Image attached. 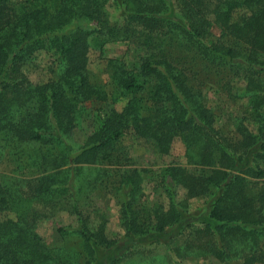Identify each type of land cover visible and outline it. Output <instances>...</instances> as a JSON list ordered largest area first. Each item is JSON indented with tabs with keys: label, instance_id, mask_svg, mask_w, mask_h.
Returning a JSON list of instances; mask_svg holds the SVG:
<instances>
[{
	"label": "trees",
	"instance_id": "trees-1",
	"mask_svg": "<svg viewBox=\"0 0 264 264\" xmlns=\"http://www.w3.org/2000/svg\"><path fill=\"white\" fill-rule=\"evenodd\" d=\"M108 1L124 6L121 27L109 23ZM113 40L132 41L145 55L136 69L110 62V97L89 81L86 66L92 46ZM174 48L218 74L245 80L248 103L243 116L232 119L233 136L215 126L201 91L172 57ZM38 51L52 54L55 79L35 85L24 68ZM120 97L127 99L120 111H94L97 127L83 145L74 149L64 141L83 104L113 105ZM246 121L255 124L254 131ZM130 131L162 154L175 139L185 147L186 166L163 170L166 207H137L139 171L122 169L113 184L112 171L103 167H119V142ZM259 161L264 162V0H0V167L14 165L8 182L0 174V212L16 214L15 220L0 221V264H78L76 255L51 250L34 230L36 221L59 211L78 219L84 264L97 248L117 246L125 249L110 264L128 263L135 239L165 234L181 222L188 200L205 196H212L211 223L190 230L187 239L153 242L180 257L199 252L223 262L262 264ZM102 185L122 195L119 242L106 237L107 219H97L91 201ZM176 187L185 191L183 199L176 200Z\"/></svg>",
	"mask_w": 264,
	"mask_h": 264
},
{
	"label": "rangeland",
	"instance_id": "rangeland-1",
	"mask_svg": "<svg viewBox=\"0 0 264 264\" xmlns=\"http://www.w3.org/2000/svg\"><path fill=\"white\" fill-rule=\"evenodd\" d=\"M104 11L110 24L116 27L122 26L125 16V9L122 4L108 1L104 6ZM214 32L216 33V31ZM171 54L184 69L188 83L201 91L204 104L214 114L215 126L228 136H233L232 119L242 117L248 103L247 98L243 97L245 80L241 77L227 78L220 73L218 74L193 54L182 49L174 48ZM144 55L145 51L133 44L132 41L127 40H113L100 47L92 46L87 53L86 73L89 81L93 85L103 88L111 97L114 93L109 82L110 62L119 61L129 69H136ZM53 59L52 54L46 51L35 53L34 60L24 68L25 74L32 84H44L51 79H55ZM126 101L127 99L120 97L113 105L97 100L83 104L81 117L75 129L64 138V141L74 149L79 148L97 127L94 111L99 108L107 111L111 107L120 111ZM246 123L249 122L246 121ZM248 127L252 131L255 130V124L253 123H249ZM119 146L123 151L119 167L114 163L113 165H109L107 162L103 163V167L112 171L110 180L113 184L118 180L117 176L122 172L124 173L122 169H135L139 171L141 177L137 207L148 209L155 204H162L166 207L168 196L160 183L163 170L169 166H186L183 143L179 139H175L169 152L162 154L151 143L143 141L130 131L122 137ZM258 164L264 169V162L259 161ZM13 167L14 165L11 163L1 164L0 174L4 175V177H1L3 182H8L10 179L9 171ZM109 188L111 187L102 185L90 197L94 207L99 210L97 219L99 214L107 219L104 228L106 237L109 240L119 242L124 235L120 222L122 195L121 192ZM175 191L176 200L184 198L185 191L183 189L176 187ZM211 202L212 196L188 200L187 212L183 214L179 224L167 230L165 234H151L148 237L135 239L133 259H131V262L122 264H242L240 260L219 261L214 255L208 253L193 252L189 256L180 257L176 256L174 251H169L163 245L153 242L157 237L166 236L182 235V239H187L190 230L199 229L205 223H211L208 218ZM90 216L96 217L94 213ZM15 219V213L0 212V221ZM185 222H188L190 226H187ZM33 227L51 250L71 252L72 256H77L78 264H84L87 261L82 239L75 231L79 227L75 215L67 211H59L49 218L39 219ZM124 249V246L107 250L97 248L90 264H110L115 255L121 254Z\"/></svg>",
	"mask_w": 264,
	"mask_h": 264
}]
</instances>
